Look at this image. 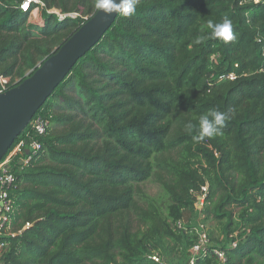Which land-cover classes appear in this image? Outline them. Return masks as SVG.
<instances>
[{"label":"trees","instance_id":"obj_1","mask_svg":"<svg viewBox=\"0 0 264 264\" xmlns=\"http://www.w3.org/2000/svg\"><path fill=\"white\" fill-rule=\"evenodd\" d=\"M22 1L0 0V76L20 82L97 12L95 0H38L42 24H31ZM225 18L230 41L208 27ZM211 109L228 116L223 134L196 142ZM37 114L49 127L26 166L12 163L14 229L0 264H156L153 250L185 264L196 235L176 223L196 213L192 192L205 184L201 211L225 221L228 240L222 263L210 245L197 264H264V0H137ZM151 177L164 209L136 199Z\"/></svg>","mask_w":264,"mask_h":264},{"label":"built area","instance_id":"obj_2","mask_svg":"<svg viewBox=\"0 0 264 264\" xmlns=\"http://www.w3.org/2000/svg\"><path fill=\"white\" fill-rule=\"evenodd\" d=\"M32 4L44 6L38 0H23L19 8L22 12L33 15L38 8L31 9ZM47 12L55 13L59 19L66 16H60L57 12ZM235 77L233 73L228 75V78L231 80L235 79ZM10 88H12V85L9 77L0 76V95ZM29 127L30 130L24 132L23 136L13 146V149L0 160V262L6 249L5 238L10 236L14 229L16 206L12 193L16 185V176L12 163L14 160H19L18 163L21 166H26L31 160V156L41 149V143L37 138L46 134L49 127V119L45 115L37 114L32 118ZM207 190V184H205L198 192H192L195 196L194 210L198 214H200L204 206ZM28 226V223L24 225V227ZM183 226L184 223L181 220L176 223L178 229H182ZM194 233L196 240L189 249V257L185 264H197V259L204 256L210 247V240L204 224L198 223L196 228H194ZM232 246H235V244L233 243ZM212 252L220 263L224 261V253L222 251L215 248L212 249ZM148 258L156 264H167L158 253H152Z\"/></svg>","mask_w":264,"mask_h":264},{"label":"water","instance_id":"obj_3","mask_svg":"<svg viewBox=\"0 0 264 264\" xmlns=\"http://www.w3.org/2000/svg\"><path fill=\"white\" fill-rule=\"evenodd\" d=\"M118 12H113L111 16H105L102 10L97 12L83 24L80 29L51 57L39 65L26 79L19 85L10 88L0 95V117H7L6 122L0 129L8 124L9 113L17 116V121L24 126L32 119L35 112L45 102L46 98L56 88V86L66 77L76 62L85 55L105 34L114 23ZM39 98L37 104H32V110L28 113L25 124L19 122L21 114L15 111L29 98ZM20 131L10 136L0 152V160L3 158L8 148L19 135Z\"/></svg>","mask_w":264,"mask_h":264},{"label":"rangeland","instance_id":"obj_4","mask_svg":"<svg viewBox=\"0 0 264 264\" xmlns=\"http://www.w3.org/2000/svg\"><path fill=\"white\" fill-rule=\"evenodd\" d=\"M52 12L59 13L56 10H52ZM60 16H63V14H60ZM28 22L31 24H33V23L42 24V18H41V13H40L39 8L33 15L28 14ZM28 74H29V71L25 72L23 74V76H27ZM21 77L22 76H19V75H15L12 78L10 77L9 80H10L11 85L13 87L19 85L21 83L20 82ZM72 93H74V92H72ZM25 108L26 107L21 108L18 111H22ZM9 115L10 116H8L9 117L8 124L5 126V128L3 127V129H0V152L3 149L2 147L4 146V144L10 138V136L15 132V130L20 131L19 135L30 130L29 126H30V122L32 119H30L24 126H22L18 123L17 116H13L11 113H9ZM27 116H28V113H27V115L25 114L24 118L26 119ZM136 186L138 188L137 189L138 191L136 192V199L139 200V196L142 195L144 197V198H142L143 201H148L147 199H152L155 201L154 203L157 206L164 209V206L166 205V203H168V199H167V196L165 195L164 191L162 190V188L159 184V181L157 180L156 177H151L149 180L142 182V183H139ZM141 205L145 206L146 202L145 203L142 202ZM181 221L186 226L188 225L189 228H196L198 223L204 224V226L207 229V234H208V237L210 240V245L211 246L213 245L216 249H219L220 247H222L223 244L226 243V240H228V238H226V236L224 235V233L222 231V226H223V223L225 221L217 223L211 216H209L207 219L206 215L204 213H202V211L200 212V214H198V213H192L190 210H186L184 212V215H183ZM133 225H134V230H139V229L143 228L142 224L137 222V221L133 222ZM156 244H158V243H156ZM153 251L155 253L158 252V250H153Z\"/></svg>","mask_w":264,"mask_h":264},{"label":"clouds","instance_id":"obj_5","mask_svg":"<svg viewBox=\"0 0 264 264\" xmlns=\"http://www.w3.org/2000/svg\"><path fill=\"white\" fill-rule=\"evenodd\" d=\"M137 0H95V8L102 10L105 16H111L113 12H118L124 17L131 16L136 11ZM208 27L211 29L213 38L222 39L224 41L233 40L231 21L225 18L222 23L208 22ZM199 42V41H197ZM211 117V119H210ZM228 119L226 113H222L215 109L209 110L207 113L199 117L200 131L199 135L194 136L196 142L203 141L206 137L222 135V129L225 126V121ZM191 123L186 125V128L191 130Z\"/></svg>","mask_w":264,"mask_h":264},{"label":"bare ground","instance_id":"obj_6","mask_svg":"<svg viewBox=\"0 0 264 264\" xmlns=\"http://www.w3.org/2000/svg\"><path fill=\"white\" fill-rule=\"evenodd\" d=\"M40 101L39 98H29V99H26L25 102L17 109V111H15V114H21V116L19 117V122L21 124H25V122L27 121V118L28 116L26 117V119L24 118L25 117V114L27 115V113H29L31 110H32V104H37L38 102ZM26 107L25 109H23L22 111H18L20 110L21 108H24ZM29 111V112H28ZM10 116V115H9ZM7 120V117H0V127H2L4 125V123L6 122ZM16 123V122H15ZM16 125V124H15ZM5 128V127H4ZM19 128V127H18ZM7 129V128H6ZM4 136V135H3ZM4 138V137H3ZM6 142V141H5ZM4 143V142H3ZM3 148V147H2Z\"/></svg>","mask_w":264,"mask_h":264}]
</instances>
